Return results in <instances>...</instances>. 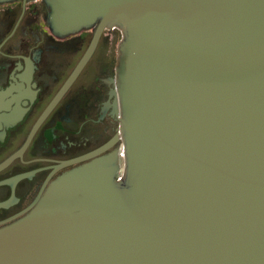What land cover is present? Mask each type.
Listing matches in <instances>:
<instances>
[{"label":"water","instance_id":"water-1","mask_svg":"<svg viewBox=\"0 0 264 264\" xmlns=\"http://www.w3.org/2000/svg\"><path fill=\"white\" fill-rule=\"evenodd\" d=\"M44 3L55 37L96 26L53 103L121 32L118 149L1 228L0 264H264V0Z\"/></svg>","mask_w":264,"mask_h":264},{"label":"flooded vegetation","instance_id":"flooded-vegetation-1","mask_svg":"<svg viewBox=\"0 0 264 264\" xmlns=\"http://www.w3.org/2000/svg\"><path fill=\"white\" fill-rule=\"evenodd\" d=\"M46 13L44 0L0 4V229L25 216L52 182L118 149L94 154L118 128L113 79L121 32H102L53 103L96 26L58 38Z\"/></svg>","mask_w":264,"mask_h":264}]
</instances>
